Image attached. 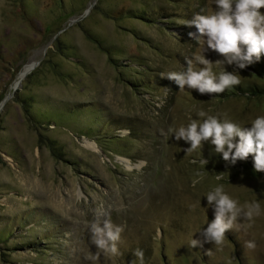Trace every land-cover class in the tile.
Segmentation results:
<instances>
[{
  "label": "rangeland",
  "instance_id": "1",
  "mask_svg": "<svg viewBox=\"0 0 264 264\" xmlns=\"http://www.w3.org/2000/svg\"><path fill=\"white\" fill-rule=\"evenodd\" d=\"M205 7L214 4L0 0V264H132L137 248L145 264H264V174L248 161L226 166L210 143L186 154L190 145L173 136L199 110L249 127L264 115V97L220 100L162 78L198 53L188 36L196 29L183 21ZM260 64L264 55L246 69L225 68L249 92L262 83ZM218 184L241 205L259 201L261 215L246 232L229 230L219 249H192L189 240L203 239L214 219L205 194ZM98 216L124 231L118 255L93 260ZM248 239L255 249H245Z\"/></svg>",
  "mask_w": 264,
  "mask_h": 264
},
{
  "label": "clouds",
  "instance_id": "2",
  "mask_svg": "<svg viewBox=\"0 0 264 264\" xmlns=\"http://www.w3.org/2000/svg\"><path fill=\"white\" fill-rule=\"evenodd\" d=\"M211 3L214 8H202L192 19L183 21L185 26L196 29L188 36L198 46V53L185 58L186 67L182 71L161 74L162 78L174 82L181 92L187 88L200 95L223 94L239 86L242 80L238 73L228 72L225 65L243 70L259 62L264 55V12L261 11L264 0H211ZM209 50L223 59L215 62L207 59L205 53ZM214 66L220 69L218 74L213 71ZM210 111L199 110L196 113L198 118L189 115V123L174 130L176 141L183 140L190 145L184 149L186 154L202 150L205 143H210L226 166H235L238 161L245 162L251 156L254 171L264 173V115L253 119L249 127L233 121L226 112L210 115ZM199 163L206 166L209 160L202 158ZM195 176L203 179L200 171ZM223 177L224 172H221L215 179L219 181ZM199 182L193 179V187ZM205 197L214 219L199 232L203 239L192 237L189 240L188 247L192 249L203 248L204 243H211L219 249L224 245L229 230L246 232L253 226L254 218L261 215L259 201H246L241 205L225 191L223 184L208 191ZM123 231V227L112 224L108 219L101 220L99 216L91 222L90 242L97 249L92 259L98 260L101 253L118 255ZM244 247L253 250L256 242L244 240ZM132 254L136 258L132 264L137 260L139 264H145L143 250L137 248ZM207 254L211 255L212 250Z\"/></svg>",
  "mask_w": 264,
  "mask_h": 264
},
{
  "label": "trees",
  "instance_id": "3",
  "mask_svg": "<svg viewBox=\"0 0 264 264\" xmlns=\"http://www.w3.org/2000/svg\"><path fill=\"white\" fill-rule=\"evenodd\" d=\"M259 68H260V72L256 73L254 76H256L262 83L260 85H246V86H248L247 89L251 94H249V92L242 91L240 89V87L243 85H239V86L233 87V90H235V94H227L224 92L223 94H220L214 98H220V100H223L226 98L228 99L231 96H235V97H238V96H241V97H264V65L260 64ZM50 149L54 153V156H56V153L54 152L55 149L52 146ZM247 161H248V164L246 166L253 168V160H252L251 156L248 158ZM234 167L236 170H238V168H243V166H241L238 162ZM259 174H264V173H259Z\"/></svg>",
  "mask_w": 264,
  "mask_h": 264
},
{
  "label": "bare ground",
  "instance_id": "4",
  "mask_svg": "<svg viewBox=\"0 0 264 264\" xmlns=\"http://www.w3.org/2000/svg\"><path fill=\"white\" fill-rule=\"evenodd\" d=\"M83 145H84V147H86V148H88L94 152L97 151V147L89 141L84 140ZM120 161H122L123 163H125L127 165L129 164V161L127 159L122 158Z\"/></svg>",
  "mask_w": 264,
  "mask_h": 264
}]
</instances>
